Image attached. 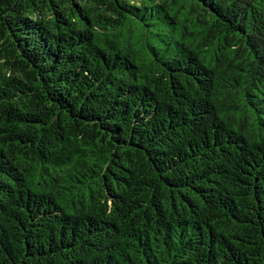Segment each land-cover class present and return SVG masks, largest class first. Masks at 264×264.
Returning a JSON list of instances; mask_svg holds the SVG:
<instances>
[{
    "label": "trees",
    "instance_id": "16d2710c",
    "mask_svg": "<svg viewBox=\"0 0 264 264\" xmlns=\"http://www.w3.org/2000/svg\"><path fill=\"white\" fill-rule=\"evenodd\" d=\"M0 264H264V0H0Z\"/></svg>",
    "mask_w": 264,
    "mask_h": 264
}]
</instances>
